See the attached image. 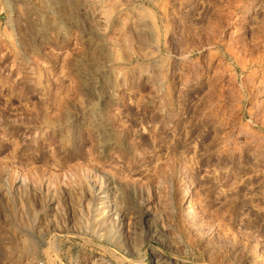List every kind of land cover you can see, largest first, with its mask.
<instances>
[{
    "label": "rangeland",
    "instance_id": "374dc122",
    "mask_svg": "<svg viewBox=\"0 0 264 264\" xmlns=\"http://www.w3.org/2000/svg\"><path fill=\"white\" fill-rule=\"evenodd\" d=\"M2 176L0 264H264V0H0Z\"/></svg>",
    "mask_w": 264,
    "mask_h": 264
},
{
    "label": "bare ground",
    "instance_id": "6f19581e",
    "mask_svg": "<svg viewBox=\"0 0 264 264\" xmlns=\"http://www.w3.org/2000/svg\"><path fill=\"white\" fill-rule=\"evenodd\" d=\"M248 9H249V6H247V10ZM84 74H86V76H87V73H84ZM88 77H90V76H88ZM94 129H95L96 137L101 141H105V138H104L105 136L103 137V134L101 131L102 127H99L98 125H96V128H94ZM83 171H85V170L83 169ZM86 172H84V173H86ZM87 178H88V176H87ZM89 179H90V177H89ZM91 179H92V176H91ZM0 180H3L6 183V186L8 189L10 188L9 184H8V180L4 176L0 177ZM26 181H27V177L23 174H18L15 177V179H14L15 183L12 186L15 193L19 194L23 191V188H24V185L26 184ZM42 181L44 182V184L47 183V188H48L47 190H50V192H51V189H52L50 186L51 183H49L47 181V179H44V178ZM91 183H92L94 189L93 190H87L84 193V195L83 194L82 195L84 196L83 200L85 202L87 209L91 211L93 221H92L91 227L86 226V227H83L82 229H79L77 231L84 234V235H88V236L90 235V236H97V237H107V236H109V234H108L109 232L104 231V229L107 226V224L112 221L113 218H118L119 215L124 216L125 218H127V216H129V212H128L129 210L124 205L125 195H124L123 190L121 189V187L119 185L114 184L113 182L107 181L106 179L104 180V179H102V177H99V176L95 177V175H94V178L91 180ZM63 185H64V183H63ZM187 194H188V190H187ZM51 209H52V211H56L57 205L51 206ZM183 211L187 215V221H191L195 218V215L193 213V210H191L190 205L187 204L184 207ZM57 212H55V213H57ZM141 218H143V221L145 223H147L146 225L150 229V231H149L150 234L158 237L157 233L153 229L154 226L152 225V222H151L150 217L148 215L147 209L144 210V212L141 215ZM50 229H52L58 235L61 234L60 232H62V230L60 229V226H55L54 228H50ZM19 234L16 236L17 237L16 238L17 239L16 244H18L19 248H22V249H23V247L28 248L31 256L35 255L37 251L42 250V249H39L37 242L25 243L26 238L25 237L22 238V236ZM22 234H24V233H22ZM20 257H21L20 254L16 255V259H19L18 260L19 262L20 261L24 262L23 264H35L36 263L34 261L35 257H33L34 259L31 260V262L29 260L25 262V258L21 259ZM32 261H34V262H32ZM93 262H96V260H93ZM153 262H154V264H167V261L161 255H156L153 258ZM168 264H171V263H168Z\"/></svg>",
    "mask_w": 264,
    "mask_h": 264
}]
</instances>
